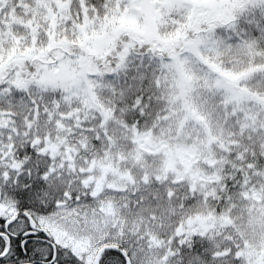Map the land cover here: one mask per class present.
Returning a JSON list of instances; mask_svg holds the SVG:
<instances>
[{"label":"snow or ice","instance_id":"snow-or-ice-1","mask_svg":"<svg viewBox=\"0 0 264 264\" xmlns=\"http://www.w3.org/2000/svg\"><path fill=\"white\" fill-rule=\"evenodd\" d=\"M0 264H264V0H0Z\"/></svg>","mask_w":264,"mask_h":264}]
</instances>
